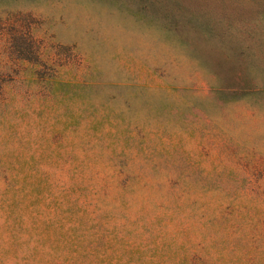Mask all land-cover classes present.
I'll use <instances>...</instances> for the list:
<instances>
[{
  "label": "rangeland",
  "instance_id": "rangeland-1",
  "mask_svg": "<svg viewBox=\"0 0 264 264\" xmlns=\"http://www.w3.org/2000/svg\"><path fill=\"white\" fill-rule=\"evenodd\" d=\"M183 2L0 0V264H264V0Z\"/></svg>",
  "mask_w": 264,
  "mask_h": 264
},
{
  "label": "trees",
  "instance_id": "trees-1",
  "mask_svg": "<svg viewBox=\"0 0 264 264\" xmlns=\"http://www.w3.org/2000/svg\"><path fill=\"white\" fill-rule=\"evenodd\" d=\"M174 1V10H170V9H165L164 11H161V17H163V24L166 25L168 27H171V25L174 23L175 26L177 28H179L178 25V17L175 16V13H180L181 11H186L189 10L190 7L186 6L185 3L183 2V0H173ZM204 2L206 1H210V0H203ZM198 7V6H197ZM191 10V9H190ZM207 7L205 4H203L202 6H199L198 9H196L195 11L197 12H192V10L187 13V15L185 14L187 19H192V17L197 16L195 18L199 19V22H201V25H206L205 27H201V28H194L193 30L197 31V33L199 34L200 37H202L203 39H206L208 37H210L213 34V31L211 29V27H209L208 24V18L210 17L208 11H207ZM209 15H208V14ZM153 16H156V14L153 13ZM196 23V22H195ZM197 24V23H196ZM181 29V28H179ZM198 29V30H197Z\"/></svg>",
  "mask_w": 264,
  "mask_h": 264
}]
</instances>
